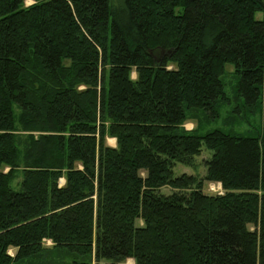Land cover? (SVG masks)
<instances>
[{"label": "trees", "instance_id": "1", "mask_svg": "<svg viewBox=\"0 0 264 264\" xmlns=\"http://www.w3.org/2000/svg\"><path fill=\"white\" fill-rule=\"evenodd\" d=\"M32 1L0 0V264H264L263 0ZM224 106L260 130L203 131Z\"/></svg>", "mask_w": 264, "mask_h": 264}, {"label": "rangeland", "instance_id": "2", "mask_svg": "<svg viewBox=\"0 0 264 264\" xmlns=\"http://www.w3.org/2000/svg\"><path fill=\"white\" fill-rule=\"evenodd\" d=\"M264 2V0H263ZM33 1L32 0H25V5L28 6L30 4H32ZM264 14L263 13H256L255 15V19L256 20H261L263 18ZM226 69L229 70V72H231L232 70V66L231 65H227ZM132 77H135V74H132ZM229 76L227 77V80H229ZM228 90V89H227ZM228 93V92H227ZM231 107H227L224 106L221 108L220 111V117L218 120L214 121V122H210V123H202V130H210V129H214V128H219L222 129L224 131H231L233 133H238V134H254L256 133L258 130H260V120H259V115H254V116H248L245 119H240L237 117H233L231 116ZM186 130H191L193 128L196 127V121H188L185 123L184 125ZM26 134V133H25ZM24 137V135H22ZM35 136V134H34ZM106 143L110 146H114V141L111 139H106ZM210 157V152L207 151L204 147L202 148V153L200 156H198L195 159L194 162V166L193 167H186L180 164H177L174 169H173V175L175 177L185 173L187 175H194L197 176L198 178H202L204 176L205 173V169L202 165L203 160L208 159ZM21 181V174L20 172H17V174L15 175L11 186L13 189H17L18 185L20 184ZM64 180L62 179V181H59L60 185H63ZM163 192H168V189H165ZM223 191L221 190V187L219 184H215V183H205L203 186V193L205 194H209V195H215V194H221ZM44 245L46 247H51L50 242L48 241H44ZM9 255L13 256L14 254V250L10 249L8 251ZM49 260L53 261V262H58V257L56 255H51L48 257ZM125 264H133V260L131 259H127L125 262ZM33 264V262H32ZM35 264V263H34Z\"/></svg>", "mask_w": 264, "mask_h": 264}, {"label": "crops", "instance_id": "3", "mask_svg": "<svg viewBox=\"0 0 264 264\" xmlns=\"http://www.w3.org/2000/svg\"><path fill=\"white\" fill-rule=\"evenodd\" d=\"M108 139H111V140H113L114 141V146H111V147H115V139H113V138H108Z\"/></svg>", "mask_w": 264, "mask_h": 264}]
</instances>
